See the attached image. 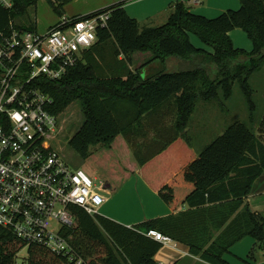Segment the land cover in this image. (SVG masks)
Wrapping results in <instances>:
<instances>
[{"label": "trees", "instance_id": "trees-1", "mask_svg": "<svg viewBox=\"0 0 264 264\" xmlns=\"http://www.w3.org/2000/svg\"><path fill=\"white\" fill-rule=\"evenodd\" d=\"M0 3V31L14 20L21 29L36 23L19 22L39 0ZM61 16L70 0H48ZM241 7L217 17L195 14L184 2L171 5L168 21L143 26L120 2L95 11H110L108 25L78 66L62 78L40 77L35 85L48 93L51 112L61 115L81 104L85 121L70 139L84 160H94L116 187L138 172L174 211L132 227L104 215L92 216L75 208L77 222L72 245L89 264H160L155 256L163 243L147 235L157 230L190 248L208 264H229L230 248L246 236L264 248V210L255 212L246 202L255 182L264 175V116L256 126L235 122L197 154L182 133L196 110L198 97L216 99L233 94L238 81L256 123L251 75L264 64V0H239ZM30 16V15H29ZM77 17V16H74ZM244 30L253 42L248 51L236 47L229 33ZM196 35L212 52L196 47ZM151 53L158 68L144 74L133 70L135 53ZM123 56V58H121ZM178 60L173 68L170 59ZM201 84V90L197 86ZM176 115L174 126L166 116ZM149 130L154 135L148 136ZM26 243L0 225V264H15ZM29 264H76L69 256L31 244Z\"/></svg>", "mask_w": 264, "mask_h": 264}, {"label": "built area", "instance_id": "built-area-1", "mask_svg": "<svg viewBox=\"0 0 264 264\" xmlns=\"http://www.w3.org/2000/svg\"><path fill=\"white\" fill-rule=\"evenodd\" d=\"M0 3L13 7L12 0ZM110 17V11L63 16L45 33L11 20L0 31V225L26 247L42 245L76 264L90 260L77 256L72 245L75 208L96 216L109 192L103 180L74 167L55 146L60 115L51 112L52 97L35 82L62 78L78 66ZM147 235L163 245L172 241L157 230Z\"/></svg>", "mask_w": 264, "mask_h": 264}, {"label": "crops", "instance_id": "crops-1", "mask_svg": "<svg viewBox=\"0 0 264 264\" xmlns=\"http://www.w3.org/2000/svg\"><path fill=\"white\" fill-rule=\"evenodd\" d=\"M177 1L184 3L187 1V6L190 7V10L193 13L200 15L205 14L210 18L219 16L222 12H225L222 10H226L229 6L230 8H234V10L241 7L238 0H227L230 5H225L226 7H219L222 12L219 15H216L218 12L208 14L212 12L210 11L212 6H201L196 10L194 9L195 6L203 4L205 0H202L198 4L193 3L191 0H70L64 6L63 16H81L107 8L120 2H124L125 10L132 18L137 19L143 26L154 27L160 26L159 24H163V22L168 21L172 12L171 5ZM33 9H35V14L38 16V2L35 7L29 8V13ZM59 16L62 19L63 16ZM60 20L56 19V22L49 28L57 24ZM238 31L239 29H235L229 33V36L233 40L234 44H237L236 40L239 35ZM191 41L198 48L205 49L209 52L213 51L211 47L205 44H195V41L192 40V38ZM235 46L238 47L237 45ZM133 57V66L136 63L139 64V62L143 60L140 64L143 65L142 69L146 75H149V73H151L154 69L158 68L159 61L154 60L151 53L139 52L135 53ZM121 58H123V56ZM133 66H131V68ZM256 128H258L257 123ZM153 135V130H149L148 136L150 137ZM93 176L98 177L97 175ZM104 182L109 184L107 181ZM106 188L108 189L109 195L104 205L112 201V199L117 196L120 208H109L104 214L100 211V214L129 227L149 219L176 214L180 211H186L189 208L188 205H184L177 211L172 210L170 206L160 197L158 192L155 191V189H153L138 172L131 175L122 186L116 187L118 189L113 191L111 186ZM246 202L255 212H261L264 210V175L257 179L253 191L248 196ZM259 248L257 240L254 237L246 236L234 244L230 250L224 254L223 258L229 264H264V253ZM155 259L160 264H208L200 257L191 254L189 246L174 240L170 243L164 244L155 256Z\"/></svg>", "mask_w": 264, "mask_h": 264}, {"label": "rangeland", "instance_id": "rangeland-1", "mask_svg": "<svg viewBox=\"0 0 264 264\" xmlns=\"http://www.w3.org/2000/svg\"><path fill=\"white\" fill-rule=\"evenodd\" d=\"M185 4L187 5V1ZM225 5H230L227 0H205L203 4L195 6L194 9L196 10L201 6H212L210 9V11L212 12L208 14L218 12L216 15H219L222 11L234 9L230 8L229 6V8H227L226 10L220 11L219 7H226ZM38 11V16H36V11L35 9H33L29 14H26L25 16L19 18L18 21L22 22L23 24L34 21L36 23V30L39 33H45L49 30V27L56 22V19H61V17L56 13L48 0L38 1ZM203 15L207 16L205 14ZM164 23L166 22H163V24ZM159 25H162V23ZM238 32L239 35L236 40L237 44L235 45L251 51L253 49L252 40L248 37L247 33L244 30L239 29ZM191 38L195 41V44L204 45V43L198 36L191 35ZM142 62L143 60L140 61L139 64H134V66L132 64V69H138L140 66H142L140 64ZM177 63L178 60L173 58L170 59L167 65H176ZM170 68L173 67L170 66ZM250 83L254 91L253 99L257 106V109L254 112L257 123L260 122V120L264 116V64L261 69L257 70L251 75ZM196 90H201V84L197 86ZM219 92L220 96L216 99L204 100L201 97L197 98L196 110L191 116L186 131L182 133V135L191 142L197 154H200L207 145L212 143L222 133H224V131L230 125L237 121L244 122L253 128L256 126V123L252 124L251 122V110L249 108L246 96L238 81L234 82L233 94L230 98H225L221 90ZM166 117L167 118L165 119L164 123L165 126H174L176 115L171 114ZM59 118V127L56 133V139L54 140L55 146L68 158L70 164H72L74 167L82 168L89 175H97L101 180L107 181L110 185L105 183L106 187L109 188L111 186V189H113V191L118 189L113 184L111 179L98 167L97 163L94 160H84L83 158H81L80 155H78V153H76V151L72 149L69 143L70 139L78 132L85 121V116L81 104L78 102L73 103L63 113H61ZM109 208H120L117 196L102 207L101 213L104 214L106 210L108 211ZM259 249H261L264 253V248ZM16 260L20 264L28 262V247H25L18 253Z\"/></svg>", "mask_w": 264, "mask_h": 264}]
</instances>
